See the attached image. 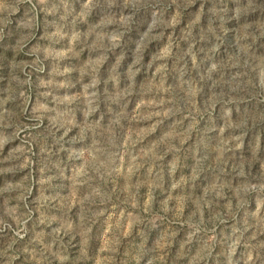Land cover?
Masks as SVG:
<instances>
[{
    "label": "rangeland",
    "instance_id": "obj_1",
    "mask_svg": "<svg viewBox=\"0 0 264 264\" xmlns=\"http://www.w3.org/2000/svg\"><path fill=\"white\" fill-rule=\"evenodd\" d=\"M105 2L0 0V116L15 112L52 145L42 152L25 144L26 132L0 145V252L7 232L21 249L12 264H252V248L264 245V123L237 140L213 105L197 123L202 142L167 135L190 119L169 111L168 94L181 75L174 57L189 49L187 13L218 8L220 0H184L189 7L179 24L167 13L153 20L148 8L130 19L131 9L109 15ZM191 36L199 59L206 41L198 29ZM117 90L123 118L116 129L104 125L107 151L90 153L101 147L89 131L97 113L119 108H96L93 93ZM206 103L211 95H197V109ZM66 116L67 127H60ZM10 153L23 159L14 172L4 171ZM48 158L55 166L45 174ZM97 160L101 175L90 171ZM9 184L18 187L6 192ZM37 238L43 243L32 245Z\"/></svg>",
    "mask_w": 264,
    "mask_h": 264
},
{
    "label": "clouds",
    "instance_id": "obj_2",
    "mask_svg": "<svg viewBox=\"0 0 264 264\" xmlns=\"http://www.w3.org/2000/svg\"><path fill=\"white\" fill-rule=\"evenodd\" d=\"M95 6V5H93ZM7 9L10 7L4 4ZM102 7L107 14H113L114 9L119 10V14H124V9H131V12L125 15V19H130L140 8L151 9L153 20L160 21L165 14L172 15L175 23L179 24L184 9L189 7L184 0H145L142 4H133L119 2V0H110L105 2ZM175 9V13L170 9ZM187 32L186 39L190 40L188 51L183 55L174 57L175 62L181 65V75L179 82H173L168 88V94L173 100L169 111L175 115L176 112L187 113L190 119L187 124L183 120L177 122L172 130L167 134L169 138L181 137L187 138L193 136L194 143L201 141L204 129L198 128L197 123L202 119V110L207 112L213 105H219V116L223 118L225 127L237 131L235 139L241 140L243 135L256 127L257 123H264V0H232V6L228 7L220 0V6L215 9L205 10L203 5L199 10L192 9L187 13ZM198 29L199 38L206 41V45L201 47L202 53L197 59L198 53L192 51L194 39L191 36L193 29ZM191 61V67H188ZM187 77V78H185ZM127 93V89H125ZM140 95V93H137ZM96 96V108L101 104L106 108L112 104H117L119 108L115 111H99L95 118L93 126L89 129L90 139H95L100 148L93 147L90 153H102L107 151L106 145L109 142L107 129L104 125L116 129L119 127V120L123 118V96L117 90L116 95H109L107 92L93 93ZM206 100L211 95V104L201 105V109L196 108V97ZM255 98L253 102L252 98ZM71 117H65L60 127H67ZM12 129L11 133L7 130ZM207 131H212L211 128ZM27 133L29 142L36 143L42 152H49L52 145L47 139H41L39 134L27 130L25 125L15 112H5L0 116V145L9 143L21 133ZM52 136V133H49ZM58 139L53 140V144H59ZM63 148V145H60ZM83 147H88L84 145ZM173 147H178L173 145ZM228 146L225 144L219 148L220 155L216 158V163H223V154L227 152ZM30 151V149H29ZM73 158H77L73 155ZM6 161H11V165L4 171H16L23 164L21 156L10 153L5 157ZM49 166H55L54 162L48 158V163L43 166L42 171L46 174ZM96 175L102 174V166L97 160L90 168ZM54 177L45 175L42 179L51 181ZM23 183V181H21ZM18 185L9 184L6 192H12ZM30 187V185L28 186ZM91 189V185L89 186ZM91 194V193H90ZM9 199L16 202L18 196H9ZM86 211L89 214L94 212L91 207L92 201L87 196L84 197ZM25 207V205H19ZM6 229L12 226L4 221ZM0 231H3L0 229ZM19 235V233H17ZM238 236L230 237L224 241L239 239ZM6 244L0 252V264H12L18 258L21 249L16 248V236L5 232ZM43 243L42 238L34 239L32 245ZM46 247V246H45ZM255 257L252 264H264V245L253 247Z\"/></svg>",
    "mask_w": 264,
    "mask_h": 264
}]
</instances>
